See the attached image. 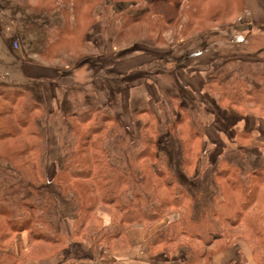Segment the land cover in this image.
Segmentation results:
<instances>
[{"label": "rangeland", "instance_id": "rangeland-1", "mask_svg": "<svg viewBox=\"0 0 264 264\" xmlns=\"http://www.w3.org/2000/svg\"><path fill=\"white\" fill-rule=\"evenodd\" d=\"M247 14L244 0H0V87L25 90L27 98H34L39 104L45 97H59V105L55 102L53 111H47L43 105L42 109L33 112L42 120L39 164L45 176L44 183H52L53 175L71 152L73 136L64 116L79 106L100 103L108 114L115 115L123 124V127L112 129L108 143L114 164L121 166L127 156H133L140 123L138 119H147L146 114L133 113L148 108L160 118L159 128L164 139L166 136L163 143L165 160L173 171H177L180 161L178 144L169 143L166 132L177 116V108L187 109L192 115L194 111L198 112L199 122L208 123L210 114L202 102L209 105L206 101L211 98V103L214 101L216 104L220 94L218 84L213 81L207 83L208 80L227 77L223 87L230 88L234 79L245 76L258 86L254 75L264 74V53H261L264 52V33L250 25ZM12 30L15 33L10 34ZM239 33L248 40L237 41ZM194 52L197 54L189 55ZM13 54L19 64L27 62L48 70L47 79L54 83L51 84L53 86L44 88L39 82L29 86L13 81L8 66ZM219 70H224L220 76ZM5 73L10 79L3 78ZM187 83L197 90L198 98H191L192 93L183 88ZM2 89L0 93L5 94ZM55 89H59L56 96ZM1 98L7 97L0 94V111L11 109L19 113V107L13 108ZM211 103L209 107L214 110ZM223 108L234 110L226 105ZM6 118L11 117L3 116L1 119ZM230 123H217L216 127L232 139L234 134ZM216 127L210 130L211 134L207 131L212 150L201 159L209 166L203 178L198 180L199 184L194 186L195 191H205L204 202L210 201L211 194L216 192L209 173L218 158L241 162L230 150L219 153L223 145L216 136ZM179 129L183 131L186 127L180 126ZM23 143L25 139L22 136L0 140V169L3 172L15 170L12 166L31 171L32 162L26 163L24 157L14 155ZM198 143H188V147L193 146L194 155L200 149ZM247 163L240 166H248ZM185 182L191 183V180L185 179ZM0 184L7 188L10 181L2 179L0 174ZM48 189L53 190V186ZM1 192L4 191L1 189ZM54 193L59 196L58 191ZM59 199L60 218L58 216L56 222L60 229L68 231L74 214L73 201L71 195ZM100 208L96 211L97 219H93L90 226L105 230L100 224H107L109 216L105 207ZM171 214L168 212L162 221L143 225L164 224L167 219L177 217ZM3 230L7 236V227ZM19 233L22 232L12 233L6 239L4 249L15 252L24 264L56 257L49 252V249H56L43 244L27 246L26 250L18 248L20 246L16 248V242L21 244ZM95 235L89 233L88 239H78V242L72 240L61 255L66 258L78 256L83 260L100 256V259L107 246L104 243L109 241L99 244ZM212 236L208 238L216 237Z\"/></svg>", "mask_w": 264, "mask_h": 264}, {"label": "trees", "instance_id": "trees-1", "mask_svg": "<svg viewBox=\"0 0 264 264\" xmlns=\"http://www.w3.org/2000/svg\"><path fill=\"white\" fill-rule=\"evenodd\" d=\"M219 71V76L224 73V70ZM221 78L207 81H213L220 87L219 98H216L219 106L226 105L239 113H250L264 119V74L254 75L258 86L244 76L234 79L230 88H226L223 84L227 77ZM2 86L0 88L4 89L1 91L5 94H0L7 98L1 100H6L13 108L19 107V113L11 109L0 111V140L24 137L25 143L15 150L14 155L24 157L26 163L33 164L31 171L12 165L15 170L10 173L0 169L2 179L10 181L7 188L0 184V264H24L15 252L4 249L6 239L12 233L25 231L28 246L46 245L56 249H49L52 256L60 257L72 240L88 239L89 233H92L96 234L100 244L118 237L127 226L158 222L168 212L177 214L178 218L165 230L167 238L181 241L183 236L194 242L208 243L222 234L216 226L238 222L253 202L256 184L264 183V166L241 167L243 162H248L247 156L230 149L241 162L218 158L209 173L216 192L211 194L210 201L204 202L205 191H195L194 186L199 184L198 180L203 178L209 166L201 160L207 154L205 124L199 122L198 112L194 111L192 115L181 107L177 108V116L166 131L168 142L178 144L180 161L177 171H173L165 160L167 156L163 143L166 136L164 139V133L159 128L160 118L148 108L133 113L146 114L147 119H138L140 123L133 156H125V162L121 166L116 165L112 162L108 143L112 129L123 127V124L118 117L108 114L100 103L79 106L64 116L73 136L71 152L53 175L52 183L45 184L39 164L42 120L39 115L33 114L38 108L42 109L43 104L37 103L34 98H27L25 90ZM3 116L11 118L3 120ZM184 125L186 130H180L179 127L184 128ZM250 138L249 133L237 132L236 144L244 145ZM196 141L200 149L194 155L193 146L188 147V143L194 145ZM185 179L191 180V183H186ZM50 186L53 190L48 189ZM55 190L59 196L54 193ZM68 195L73 201L74 214L71 215L70 229L63 231L56 222L58 216L60 218L57 202L60 204L59 198ZM98 207H105L109 216L107 224H100L105 230L90 226V222L98 217ZM5 227L10 231L7 236L3 234ZM212 235L216 237L210 240L208 237Z\"/></svg>", "mask_w": 264, "mask_h": 264}, {"label": "crops", "instance_id": "crops-1", "mask_svg": "<svg viewBox=\"0 0 264 264\" xmlns=\"http://www.w3.org/2000/svg\"><path fill=\"white\" fill-rule=\"evenodd\" d=\"M244 8L248 13L250 25L255 26L264 33L263 1L244 0ZM13 33L15 32H10V34ZM249 38L254 39L251 35H249ZM255 39L258 40V37L256 38L255 36ZM247 40L244 34L239 33L237 35V41L245 42ZM7 46L10 51V46L8 44ZM261 53L264 52L261 51ZM9 61L8 66H10L12 80H16L17 84L30 86L31 83L39 82L44 88L53 86L51 84L54 83L47 79L49 78V74L46 73L48 70H44L39 66H32L33 64H27V62H20L21 64H19L14 54L12 58H9ZM57 75L55 77L56 80L59 78ZM4 76L10 79L8 73H5L3 78ZM184 85L185 87L183 88L192 93L191 98H198V92L191 84L187 83ZM58 90L55 89V96L58 94ZM58 98L45 97L41 102H43L42 104L47 111H53L55 109L54 103L56 102L59 105ZM210 99L206 101L209 105L202 102L203 107L210 114L208 116L209 122L205 123L204 129V143H207L205 145L207 152L212 150L211 140H209L210 130L216 127L217 123L225 122L226 124L231 121L230 130L234 134L232 139L231 137L229 138L225 131H219V128L216 127V136L223 145L219 153L222 154L233 149V151L247 156V164L249 166L263 167L264 119L250 113L243 115L236 110H227V108L219 106L217 102V105L214 101L211 103ZM210 103L215 108L214 110L209 107ZM240 131L249 133L251 138L248 143L238 146L236 144L237 132ZM256 187L257 191L251 206L244 211L238 222L235 225L224 224L221 227L216 226V230L222 234L208 243L194 242L193 240H187L183 236L181 241L175 238H167L164 232L170 223L177 220L178 215L176 214L177 217L175 219H167L166 222L163 221L164 224H160V222L157 225L148 227L143 224L127 226L118 237L114 236L109 242L104 243L107 246L104 248L105 250L100 259V256L83 260L78 256L66 258L61 255L60 257H53L39 262L29 261L28 264H264V183H257ZM171 216L173 215L171 214ZM18 236L21 244L16 242L15 247L20 246L18 248L26 250L28 246L27 232L19 233ZM85 248L88 249L87 247Z\"/></svg>", "mask_w": 264, "mask_h": 264}]
</instances>
